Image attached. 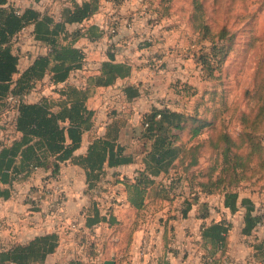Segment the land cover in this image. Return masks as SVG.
<instances>
[{
    "label": "trees",
    "instance_id": "16d2710c",
    "mask_svg": "<svg viewBox=\"0 0 264 264\" xmlns=\"http://www.w3.org/2000/svg\"><path fill=\"white\" fill-rule=\"evenodd\" d=\"M56 1L60 2L61 9L55 16L31 8L16 15L11 0H0V116L12 110L17 112L6 124L8 127L3 128V132H7L0 143V197L6 198L8 194V189H2V186L11 187L13 183L26 179L35 169H43L47 165L51 166L52 172H57L67 161L81 167L90 190L101 179L105 167L131 162L124 148L117 143L118 132L127 122L125 116H113L104 135L93 139L86 154L73 156L83 133L92 127L94 112L88 108L87 101L97 88L110 87L116 81L130 77L133 66L117 62L116 52L120 49L110 43L106 46L109 49L107 60L99 65L95 74L87 76L83 87L68 84L71 73L82 69L86 60L85 53L76 47L77 41L80 38L98 40L103 36V32L91 21L98 13L102 0ZM71 26L76 30L71 32ZM28 27L32 28L34 43L47 47V50L19 71V56L12 46L13 38ZM45 79L55 87L52 91L55 97H42L35 103L21 100ZM123 92L127 102L139 96L138 88L133 86L125 87ZM10 97L17 102H9ZM194 122L199 123V127L193 128L186 142L182 143L179 135L185 134L187 125ZM205 126V122H200L199 115H191L182 108L177 112L168 107L152 106L142 116L140 139L150 143L142 160L144 169L131 183H124L127 200L133 208H144L147 189L154 184L152 178L167 174L171 169L179 170L193 184L195 197L198 192H222L223 206L230 213L237 211L238 188L259 186L263 182L260 178L254 182L255 177L252 176L248 180L236 179L230 184L224 177L194 171L195 156L189 163L185 159L189 151L196 150L191 141ZM228 151L229 147L223 152V164L228 161ZM221 170L224 172L226 168ZM241 206L245 207L241 233L250 236L259 218L253 214L254 206L248 200H242ZM90 210L91 220H87V224L105 221L106 216L99 215L96 201L91 203ZM230 228V224L222 219L201 229L203 247L211 254L213 264H230L227 255ZM59 238L53 232L36 236L26 244L13 245L0 251V264H44L59 246ZM251 248L253 259L264 263V239L253 243ZM93 252V244L89 242V256L96 262L97 256ZM216 254L219 257L214 259ZM69 264L83 263L73 260Z\"/></svg>",
    "mask_w": 264,
    "mask_h": 264
},
{
    "label": "rangeland",
    "instance_id": "374dc122",
    "mask_svg": "<svg viewBox=\"0 0 264 264\" xmlns=\"http://www.w3.org/2000/svg\"><path fill=\"white\" fill-rule=\"evenodd\" d=\"M13 4L55 16L61 9L56 0H13ZM121 20L117 27L120 34L131 39L120 44L117 57H122L125 51L133 61L131 85L143 95L125 109L124 118L131 124L133 118L155 104L197 114L206 126L191 141L196 150L189 151L185 159L189 163L195 156L194 171L224 177L230 184L252 176L254 182L260 178L264 183V0L101 2L98 13L91 19L107 27ZM69 29L76 30L73 26ZM12 46L22 59L44 53L28 37L21 42L13 41ZM102 46L89 50L87 70L72 81L84 82L107 60L109 49ZM52 90L45 79L36 85L27 101L55 97ZM97 97L98 93L91 99ZM96 103L98 100L90 104L94 110ZM11 119V111L0 116V143L7 132L3 128L8 127ZM199 125L197 122L187 125L185 141ZM228 147V161L223 164V152ZM222 167L226 171L222 172ZM30 209H34V203H30ZM141 219L146 227L156 221L149 213ZM171 236L176 237L173 233ZM243 262L252 264L246 259Z\"/></svg>",
    "mask_w": 264,
    "mask_h": 264
},
{
    "label": "crops",
    "instance_id": "0c3cea01",
    "mask_svg": "<svg viewBox=\"0 0 264 264\" xmlns=\"http://www.w3.org/2000/svg\"><path fill=\"white\" fill-rule=\"evenodd\" d=\"M121 24L122 20L118 21L117 25ZM117 32L112 40L115 46L126 44L131 39L129 35L120 34L119 29ZM121 54L123 56L119 57L120 59L116 57L117 62L130 63L133 66L132 74L126 79L116 81L110 87L97 88L93 96L98 93V97L91 99L92 96L87 101L88 108L94 112L92 127L83 133L80 146L73 153L74 157L84 156L93 139L104 135L107 125L117 113L113 111L116 105L115 100L118 96L124 95L125 87L132 86L133 61L125 55V51ZM124 56L127 57L123 58ZM29 62L21 59L18 62L19 71L26 68ZM138 92L139 96L131 102H127L125 96L124 99L121 97V101L126 102L127 107L134 105L137 99L143 96L139 88ZM100 94L102 97H99ZM94 100H98L95 109L97 112L90 107ZM152 106L150 105L140 115L148 113ZM154 106L167 107L161 104ZM171 110L179 112L181 108ZM122 116L124 117L123 113L118 117ZM137 118L139 117L133 118L132 122L134 123ZM133 123L130 124V120H127L126 124L120 128L117 139V143L124 148V153L131 158V162L117 167H105L101 179L94 188L88 189L85 171L81 167L69 161L61 165L59 183L67 190L68 195L65 205L67 218L64 222L48 219L41 214L44 208L40 209L41 211L35 208L30 209V205L22 198L24 191L40 185L42 177L46 175L44 169H39L26 179L13 183L11 187L2 186V189H8V194L6 198L0 197V246L10 248L16 244H26L36 236L56 231L60 237L59 246L46 258L44 264H69L77 253L78 241H88L93 244V254H99L96 258L100 264L111 259L115 264H195V259L198 261L197 257L192 258L187 250L190 245V235H193L195 241H199L198 235L202 227L210 225L214 218V223L221 219L227 222L229 220L231 223L227 236L229 263L243 264V259L253 258L251 245L264 239V226L257 227L250 236L242 235L245 207L241 206V201L248 200L254 206V215L261 209L264 217V183H260L261 187L258 189L254 186L238 188L237 211L230 213L223 206L222 192L213 194L198 192L195 197L193 184H190L179 170L171 169L167 174L152 178L154 184L147 189L145 206L141 210H136L127 200L124 183L127 181L131 183L138 172L144 169L142 160L150 143L140 139L141 119H138V123L135 122L136 126ZM179 137L182 143L186 142L184 133ZM48 168L50 169V166ZM48 187L51 188V184ZM51 192L52 189L47 194ZM114 192L116 196L110 201L108 197ZM45 194L43 197H48ZM93 201L99 205L102 203V206H99V215L107 214V216L105 221L87 224V220H91L90 206ZM184 212V218L180 219V213L183 215ZM207 212L211 213L208 217ZM148 213L154 215L156 221L152 226L146 227L142 224L141 216L145 217ZM68 221H75L78 224L76 231H70L67 226ZM171 233L176 237H172ZM143 240L149 242L147 255L140 252ZM171 240L179 248L187 250L186 253L177 250L169 253L168 246ZM203 251L206 258H212L206 248L203 247ZM213 257L216 259L219 254Z\"/></svg>",
    "mask_w": 264,
    "mask_h": 264
},
{
    "label": "built area",
    "instance_id": "2783aa9c",
    "mask_svg": "<svg viewBox=\"0 0 264 264\" xmlns=\"http://www.w3.org/2000/svg\"><path fill=\"white\" fill-rule=\"evenodd\" d=\"M102 2H104V3H106V2L115 3V0H102ZM11 4H12L13 8L15 9L16 15H19L24 9H27V8L34 9L32 7L22 8V7L15 6L13 4V0H11ZM43 13H45V12H43ZM92 23H94L95 25H97L99 27V29L103 32V36L101 39H98V40H89L87 38H80L77 41L76 47L80 48L83 51V53H85L86 56H88L89 50L99 49L101 45H103L102 47L105 50V48H106L105 44L109 45L110 43H112V40L115 37V34L117 32V26H116V24L114 25V23L110 24L109 27L102 25V24H99V23H95V22H92ZM26 37L30 38L32 40V43H34V39L32 36V28L27 29V30L24 29L23 31H21L16 37L13 38V41L21 42ZM35 45H37V47L39 49H42L44 51L47 50V47H45V46H40L38 44H35ZM36 56H38V55H36ZM36 56H32L30 58L29 57L24 58L25 57L24 56L23 59L20 58L21 56H19V61H21V59L23 61H27V60L31 61ZM86 61H87V58L83 64L82 69L76 70L73 73H71V75L67 81L68 84L74 85L76 87H83L85 85V81L80 83V82H74V81H72V79L77 74H81L82 72L87 70L88 66H87ZM98 68H99V65L94 69L95 73L97 72ZM95 73H93V74H95ZM93 74H91V75H93ZM47 83H48L49 88H52V89L55 88L53 85H51L48 82V80H47ZM61 86H59V87H61ZM34 90L35 89H33V91ZM33 91H31L28 95L22 96L21 100L28 102L27 98L33 93ZM42 97H47V96H42ZM42 97H40V98H42ZM121 97L124 99V95L118 96V100L116 101V105L114 106L115 108L113 109V111L117 112V113L115 112L116 115H114L117 117L119 116V114L123 113L124 109L128 105V104H126V102L123 103L122 101H120ZM40 98L38 99V101L40 100ZM8 100H9V102H12V103L17 102V99H14L12 97H10ZM38 101H36V102H38ZM119 101H120V104H119ZM31 103H35V102H31ZM11 112H12V118H14L17 115V112L15 110H12ZM142 116L143 115L138 114V117L141 120H142V118H141ZM48 166H50V165H47L45 168H43L45 170L46 175H44L42 177L40 185L33 187L32 189L30 188V189L24 191L22 193V198L29 205H30V203H32V204L34 203L35 210L41 211L40 209L44 208V211L41 214H44L48 219L54 220L55 222H64L67 218L66 213H65V205H66L67 198H68L67 190L65 188H63L62 185L59 183L60 178H61L60 169L57 172H52L51 166H50V169L48 168ZM39 169H42V168H39ZM39 169H35L34 172H37ZM50 184H51V188L48 187ZM51 189H52V192H51V194L48 195L47 192L51 191ZM44 194L48 197L44 198L43 197ZM115 196H116L115 193H113L112 196L108 197V199L111 201L114 199ZM99 206H102V203H100ZM103 210H106V208H103ZM260 210L255 215L259 218L258 225L255 227V229L257 227H263L264 226V217L262 216L263 211H260ZM208 214L210 216L211 213L207 212V217H208ZM104 216H107V214H105ZM181 217L184 218L182 213H181ZM182 218H180V219H182ZM212 221L214 222L215 219L213 218ZM227 223L230 224V226H231V223L229 222V220ZM77 225L78 224L75 221H68L67 222V226L70 228V231H76ZM53 232H56V231H53ZM53 232H50V233H53ZM45 234H48V233H45ZM198 236H199V241L198 240L195 241L193 239V235H190L191 240H190V245H189L187 250H189L192 258L197 257L198 261L195 259V264H213L211 259L206 258V256L204 255L201 235H198ZM195 242H197V244ZM88 247H89L88 241H78L77 245H76L77 253L75 254L73 260L79 261L80 263H83V264H89V263L90 264H100V263H98L99 261H97V258H96V262H95V260H93V258L89 256ZM7 249H9V248L0 246V251H5ZM148 249H149L148 242L143 240L141 247H140L141 254H143V253H145V255L149 254ZM168 249H169V251H168L169 253L172 250L181 251L183 253H186V251H187L185 249L179 248L177 246V244L175 242H173L172 240L169 243ZM96 256H99V254H96ZM250 261L252 262V264H260L255 259H253L252 257L247 259L248 263ZM262 264H264V263H262Z\"/></svg>",
    "mask_w": 264,
    "mask_h": 264
},
{
    "label": "water",
    "instance_id": "95a60500",
    "mask_svg": "<svg viewBox=\"0 0 264 264\" xmlns=\"http://www.w3.org/2000/svg\"><path fill=\"white\" fill-rule=\"evenodd\" d=\"M104 264H115V263H114V260L111 259L109 261H105Z\"/></svg>",
    "mask_w": 264,
    "mask_h": 264
}]
</instances>
